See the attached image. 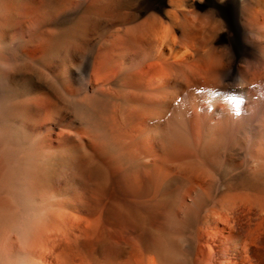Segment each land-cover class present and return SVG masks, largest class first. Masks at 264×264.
Listing matches in <instances>:
<instances>
[{
	"label": "bare ground",
	"instance_id": "6f19581e",
	"mask_svg": "<svg viewBox=\"0 0 264 264\" xmlns=\"http://www.w3.org/2000/svg\"><path fill=\"white\" fill-rule=\"evenodd\" d=\"M6 12L0 264H58L49 246L77 207L68 196L82 167L97 177L100 153L118 223L147 264H191L199 229L225 224L236 207L264 222V0H0ZM164 28L175 42L160 41ZM233 143L249 161H201V145ZM197 162L205 173L224 168L222 192L191 176ZM236 170L248 181L232 180ZM37 174L61 180L58 191L32 194ZM254 227L250 241L233 240L242 264H264V228Z\"/></svg>",
	"mask_w": 264,
	"mask_h": 264
},
{
	"label": "rangeland",
	"instance_id": "374dc122",
	"mask_svg": "<svg viewBox=\"0 0 264 264\" xmlns=\"http://www.w3.org/2000/svg\"><path fill=\"white\" fill-rule=\"evenodd\" d=\"M0 16H1L0 20H2L3 22L7 21V23H11V24L13 23L11 20L12 17L10 18L9 16L7 17V12H6V15L0 14ZM26 31L34 32V28L31 25H29ZM24 70H26V68H22V71L26 72ZM40 104L41 102L38 105L41 108H44V105L43 104L40 105ZM41 115L43 114L41 113ZM257 130H259V128H256V131ZM213 144L215 143L213 142ZM203 146H206V145H201V148H199L200 146L198 147L199 149L197 148L198 152H200V156L202 157L201 159H203L205 156L204 160H201L202 162H206L205 159L207 157L209 159L208 160L209 162L211 159L216 160L219 154H222V157L224 159L227 158L230 162H232V164H235L236 166L241 164L240 163L241 161L250 160V158L247 157L244 148L242 149L241 145H237L234 143L228 144L227 145L228 147L226 146L228 149L222 145L225 148L221 147L223 148L221 149L219 146L220 150L218 148V145H215L216 149L213 148V146L205 147V148L209 147V149H211L212 152L209 151V149L206 150ZM213 149L215 150L218 149L219 151L217 150V152L219 153L217 154L214 153L216 151ZM201 150L202 151L205 150V151L201 152ZM201 153L204 155L202 156ZM98 158L96 160L95 166L93 167V168H97V177L94 176L93 170L90 167V165H87L86 167H82V171H81V178L83 179V180L81 179L82 187L80 186L81 188L79 189L77 193H70L68 196L71 202L72 201L73 203L76 201L78 202V203L77 202L75 203L77 207H71V209H69V215L66 218L67 219V222L65 224L66 226H64V229H63V233L65 232L64 235L61 237V239L56 241V243L55 242H53V244L51 243L52 246L51 244L49 246L50 248L52 247L55 248V252H54L55 255L52 257V259L56 261L58 264H147L145 262L146 259L144 257L143 245L141 244L140 241L138 242L133 239V236H135V233H133L130 229L128 230V228L123 226V224L118 223L119 220L113 211V206H112V201H111L112 200V197H111L112 188L110 186H106V187L104 186L105 183L111 179V171L109 172V170H111L110 161L108 160V157L104 153L103 154L100 153ZM215 160L214 162L218 163L217 162L218 160L216 161ZM214 162L212 163L215 164ZM198 164L199 163L197 162V167H196V163H195V166L194 164L191 166L190 170H192L193 172L194 171L196 172V175H195V172L193 173L191 171L192 173V174L190 173L191 176L194 178L198 177V179L200 178L203 179L202 180L203 188L209 189L210 191L213 189L211 193L212 192L214 193L222 192V190L217 192L216 188L219 185L221 187L225 186L224 185L225 183L221 181L222 179L227 180V176H228L225 173L224 168L222 169L220 168V170L219 168H217L216 170L218 172L216 171L215 172L216 174L214 172L212 173L211 171H209V169L207 170L208 173L207 172L205 173L204 168L200 167V165ZM199 169L202 171H199ZM237 171L239 170H236L230 174V178L232 180L240 179L243 176L244 178H241V179H243V181L245 180L248 181V179H245V178H248V177H245L246 174L244 176L243 172L241 173ZM101 173H102V176H101ZM204 174H205V177H204ZM41 177L44 178L43 175H41ZM41 177H40V174H37L35 178L33 179L36 185L35 187L33 186L34 189L30 188L32 187V185H30L31 184L30 182L26 181L28 182L26 183V185L27 187L30 185L28 188L30 192H32V194L38 197L40 196L39 199H41L42 197L44 199V197L46 198L50 192L51 193L57 192L59 187L62 184V181L61 180L57 181L53 178L42 179ZM95 177L97 179V182L94 181L96 180ZM28 178L29 177H27V179ZM82 182L86 184H83ZM95 182L98 185L97 190H95L93 187ZM41 183H42V186H40ZM213 183L214 185L216 184L217 186L215 185L214 187ZM208 186H210L211 189L208 188ZM206 189H204V191ZM222 189H224V187ZM205 192H208V190ZM72 195L73 197L75 196L74 198L75 200L73 199ZM78 196H81V197L78 198ZM17 198L19 202L17 200L16 201L14 200V202L19 204L18 207H21L22 206V203L20 202L21 199L19 196H17ZM69 198L67 199L69 200ZM64 200H66V198ZM250 212L251 211H249V214H248L247 212L244 211V209L236 207L234 210L229 212L228 215L230 216L231 214L230 217L225 216L226 214L224 215L225 224L215 225V223H213V226L211 225L210 228H205L204 226L201 227V229H199L197 233V239L191 251V261H192L191 264H242V262L245 261V256L243 257L244 254L241 255V253L238 254L237 249L234 248L235 242L233 240L237 236V237H240L242 241L243 240L245 241V239L250 241L251 237L248 234V232L250 231V228L251 230L255 228L254 226H258L261 229L264 228V222L262 223L261 220L257 219L255 215L252 212L251 213ZM241 213H244V214H241ZM16 219H18V217H16ZM229 226L230 227L232 226L231 228L234 229V233L230 234ZM241 227L243 229H241ZM184 245H185L184 243L181 244L182 249L184 248Z\"/></svg>",
	"mask_w": 264,
	"mask_h": 264
},
{
	"label": "snow or ice",
	"instance_id": "6c2138e0",
	"mask_svg": "<svg viewBox=\"0 0 264 264\" xmlns=\"http://www.w3.org/2000/svg\"><path fill=\"white\" fill-rule=\"evenodd\" d=\"M159 39L161 42H168V41H170V39H171V41L175 42L173 34L172 33L170 34V32L167 28H164L161 30V32L159 34ZM238 113L239 112H237V114Z\"/></svg>",
	"mask_w": 264,
	"mask_h": 264
}]
</instances>
